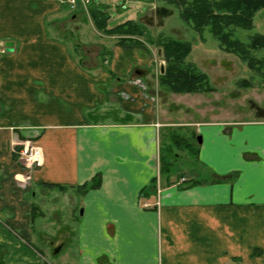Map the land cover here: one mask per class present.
<instances>
[{
  "label": "crops",
  "instance_id": "obj_1",
  "mask_svg": "<svg viewBox=\"0 0 264 264\" xmlns=\"http://www.w3.org/2000/svg\"><path fill=\"white\" fill-rule=\"evenodd\" d=\"M63 10L0 0V264H264V118L170 119L145 93L152 49L114 43L86 67L48 26ZM177 128L200 143L172 139L167 160ZM22 141L41 152L30 172Z\"/></svg>",
  "mask_w": 264,
  "mask_h": 264
},
{
  "label": "rangeland",
  "instance_id": "obj_2",
  "mask_svg": "<svg viewBox=\"0 0 264 264\" xmlns=\"http://www.w3.org/2000/svg\"><path fill=\"white\" fill-rule=\"evenodd\" d=\"M93 2L106 6L107 26L110 28L124 21L134 20L141 23L151 35H160L191 43L187 60L207 75L213 88L209 93L164 94L160 91L157 85V75L159 66L163 65V62L157 48L150 47L154 68L151 76L147 77L150 84L145 93L148 94L152 91V88L156 89V98L162 102L167 116L170 114V119L182 122H201L232 119L254 120L259 118L251 111L250 104L253 103L264 110V76L255 75L236 56L223 52L217 46L216 40L207 31L202 36L191 31L178 19L177 12L172 6L159 0L151 2L93 0ZM54 16L59 20L57 22L55 20L50 21L48 26L53 31L58 29L62 32L63 39L68 41V45L72 47L82 64L86 67L97 68L99 63L103 62L102 51L109 50L115 43L116 37L104 35L95 29L88 8L84 12L79 5H76L73 10H69L64 6L62 15L60 17L58 15ZM233 33V36L241 41H246L249 34L255 33L264 36V9L254 16L253 29L250 32L234 30ZM0 46H3V44L0 43ZM263 54L264 52L256 53L259 56ZM241 80H247L250 86L238 85L237 82ZM140 83L137 82L138 85H141ZM162 110L160 106L159 112L161 113ZM194 131L193 128L176 129V134L191 144L186 149L197 148V139L200 138V135L195 134ZM159 136L160 154L161 156L166 154L168 160L170 155H174L173 146H169L172 142L170 133L167 129H163ZM180 143L182 146L183 141ZM167 148H170V151ZM191 150L186 151L184 148L183 152L188 153L187 156L193 161L190 163L192 168L187 167V165L181 166L178 167L179 171H185L188 174L193 173V177L198 176L201 179L199 173L201 166L194 162ZM19 162L21 163V161Z\"/></svg>",
  "mask_w": 264,
  "mask_h": 264
},
{
  "label": "trees",
  "instance_id": "obj_3",
  "mask_svg": "<svg viewBox=\"0 0 264 264\" xmlns=\"http://www.w3.org/2000/svg\"><path fill=\"white\" fill-rule=\"evenodd\" d=\"M138 2L153 0H134ZM172 6L178 19L191 31L199 36L207 31L217 46L225 53L236 56L251 72L264 76V36L252 34L246 41L233 36L234 30L250 31L253 18L264 9V0H159ZM105 5L92 2L89 14L95 29L107 36H115L116 44H146L156 47L163 62V73L157 75V85L164 94H196L209 93L213 90L207 75L198 70L187 60L191 43L160 35H151L139 22L127 20L114 27H108V15ZM109 50L102 51V61L109 58ZM238 85L249 87L247 80L237 82ZM179 146L182 137L172 135ZM184 144V143H183ZM170 151V148H167ZM168 164H161L160 173L167 172ZM97 182L80 187H95Z\"/></svg>",
  "mask_w": 264,
  "mask_h": 264
},
{
  "label": "built area",
  "instance_id": "obj_4",
  "mask_svg": "<svg viewBox=\"0 0 264 264\" xmlns=\"http://www.w3.org/2000/svg\"><path fill=\"white\" fill-rule=\"evenodd\" d=\"M61 5L66 6L69 10H73L76 5H79L83 8V11L86 12L88 6L92 3L93 0H52ZM15 146V145H14ZM16 146L20 147L16 151L19 161L24 168L31 171L33 167H38L41 164V152L40 149L30 143L29 141L19 142ZM28 179V177H26ZM184 181L181 179V182Z\"/></svg>",
  "mask_w": 264,
  "mask_h": 264
},
{
  "label": "flooded vegetation",
  "instance_id": "obj_5",
  "mask_svg": "<svg viewBox=\"0 0 264 264\" xmlns=\"http://www.w3.org/2000/svg\"><path fill=\"white\" fill-rule=\"evenodd\" d=\"M253 29V28H252ZM250 32V31H248ZM255 34V33H254ZM252 35V34H249ZM159 70V69H158ZM251 111L255 114V116L263 117L264 118V110L257 107L255 104L251 103Z\"/></svg>",
  "mask_w": 264,
  "mask_h": 264
},
{
  "label": "water",
  "instance_id": "obj_6",
  "mask_svg": "<svg viewBox=\"0 0 264 264\" xmlns=\"http://www.w3.org/2000/svg\"><path fill=\"white\" fill-rule=\"evenodd\" d=\"M7 45V44H6ZM5 45V46H6ZM159 73L160 74H162L163 73V65L161 64L160 66H159ZM197 143H200V138H198L197 139ZM81 214V211H80V209H79V215Z\"/></svg>",
  "mask_w": 264,
  "mask_h": 264
}]
</instances>
